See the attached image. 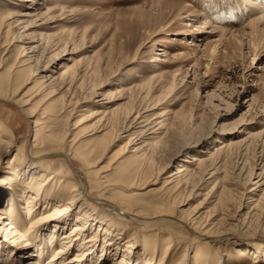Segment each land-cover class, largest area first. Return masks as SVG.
Here are the masks:
<instances>
[{
  "label": "bare ground",
  "instance_id": "6f19581e",
  "mask_svg": "<svg viewBox=\"0 0 264 264\" xmlns=\"http://www.w3.org/2000/svg\"><path fill=\"white\" fill-rule=\"evenodd\" d=\"M19 1L13 3L24 9L0 14V49L20 42L15 62L0 76V100L13 104L32 124V139L27 137L16 147L18 129L12 126L16 114L6 120L0 116V174L8 179L0 180L4 185L0 189V264H14L18 258L25 260L23 264H189L191 250V264H264V156L253 160L247 172L240 165L229 168L233 148L243 147L259 134L250 129L242 140L220 142L212 150L198 148L179 159L191 142L202 144L205 136L193 141L169 138L172 128L153 112L149 93L138 94L141 100L136 102L140 86L127 89L129 101L124 106L105 111L98 121L102 122L98 132L103 134L92 140L85 142L79 134L71 137L76 127L55 132L45 122L53 117L59 120L79 92L85 93L82 100L94 103V108H85L93 111L86 119L104 113L98 108L113 100V95L100 97L104 85L90 81L95 70L71 63L66 46L70 37L42 33L38 38L37 29L57 21L53 0ZM242 3L246 14L257 13L240 29L252 37L257 25L264 23V0ZM210 20L204 22L210 27L205 35L220 33L218 40L223 42L227 34H234ZM205 35H196L194 41L204 45ZM4 60L0 56V69ZM34 79L39 85L34 95L22 92V85ZM58 94L68 95L67 100L62 97L61 102ZM37 95L46 100L44 108L51 113L37 111ZM122 107L128 108L126 113ZM93 130L98 133L94 124ZM117 139L125 144L113 156L123 152L131 156L113 178L97 167ZM15 147L16 154L2 167ZM157 193L163 201L146 199ZM172 225L180 232L187 230L195 245L174 242V234L167 229ZM258 230L263 233L262 243L251 244L260 239ZM179 247H184L181 255Z\"/></svg>",
  "mask_w": 264,
  "mask_h": 264
},
{
  "label": "rangeland",
  "instance_id": "374dc122",
  "mask_svg": "<svg viewBox=\"0 0 264 264\" xmlns=\"http://www.w3.org/2000/svg\"><path fill=\"white\" fill-rule=\"evenodd\" d=\"M237 1L53 0V5L58 8L57 21L51 23L50 27L47 25L37 29L38 38H41L42 33L57 34L63 39L70 37L66 46L73 58L71 63L80 62L77 64L80 68L90 67L95 70V75L90 79L91 84H103L100 97L103 93H110L113 100L100 105L98 109L104 113L86 119L93 111L85 108H94V103L89 99L82 100L85 93L79 92L69 108L61 114V118L55 121L53 117L45 122V126H50L55 132L69 128L73 130L76 127L71 131V137L79 134L78 138L85 142L92 140L95 136L103 134L98 132L102 126V122L98 121L104 117L105 111H110L117 105L124 106L129 101L127 97L130 94L127 89L140 86L141 88L135 91L136 102L141 100L138 94L144 93L145 96L149 93L148 97L155 104L151 105L155 107L153 112L159 114L161 120L165 119L167 127L172 128L169 138L193 141L202 135L205 136L202 144L191 142L179 159L186 157V153L195 154L194 151L198 148L203 150L209 147L212 150L214 146L220 145V142H228L233 138L242 140L246 137L245 132L250 129L252 133H258L259 135L248 140V144L232 150L233 159L229 168L234 170L235 166L240 165L239 168L244 167L243 172H247L253 160L264 156V23L257 25L258 31L252 37L240 33L244 23L254 18L257 13L253 14L254 16L252 13L246 14L243 0L238 3ZM13 2L21 3L19 0H0V14L9 10L24 9ZM208 19H212L210 22L213 21L214 26H222L223 30L233 31L234 34H227L223 42L218 40L220 33L212 37L205 35V31L210 28L204 24L205 21L209 22ZM199 34L205 35L202 36L204 45L194 41V37ZM19 43L15 40L0 49V56L5 59L0 76L15 62ZM62 43H65L64 40L61 46L65 47ZM56 71L60 72L59 69ZM38 86L34 79L31 83L22 85L21 89L24 88L22 92L32 94ZM58 96L61 102L62 97L64 100L68 98V95ZM35 98L37 111L51 113L44 108L46 100L40 99L38 95ZM123 108L121 111L124 113L128 108ZM9 114H16V119H12V126L18 129L17 147L22 145L27 137L30 140L32 124L13 104L0 100L1 118L6 120ZM81 119L85 121L79 123ZM93 124L98 133H94ZM124 144L122 139L114 140L97 168L103 167L111 177L117 178L131 156V153L126 152L119 154L118 158L113 156ZM16 147L4 158L2 167L5 168L9 164V158L17 152ZM174 165L167 170L173 169ZM3 177L4 175L0 174V180ZM4 179L8 180L6 176ZM214 182L208 190L214 186ZM1 185L0 189L4 188V185ZM160 194L147 195L146 199L161 202L163 200L159 198L163 196ZM198 202H195V205ZM163 229L166 230V226ZM167 229L174 234V242L180 243V246L181 243L186 244V241L188 246L195 245L187 230L180 232L174 225L168 226ZM262 234L258 230L260 239L253 242L251 240L250 243H262ZM179 248L181 255L184 247ZM193 254L191 250L187 263H192ZM24 261L23 258H18L14 264H23Z\"/></svg>",
  "mask_w": 264,
  "mask_h": 264
}]
</instances>
